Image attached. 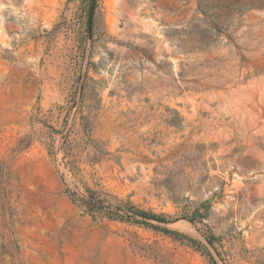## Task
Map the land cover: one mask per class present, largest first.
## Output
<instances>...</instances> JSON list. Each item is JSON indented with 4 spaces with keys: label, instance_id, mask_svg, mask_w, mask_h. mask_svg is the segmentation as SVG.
<instances>
[{
    "label": "rangeland",
    "instance_id": "obj_1",
    "mask_svg": "<svg viewBox=\"0 0 264 264\" xmlns=\"http://www.w3.org/2000/svg\"><path fill=\"white\" fill-rule=\"evenodd\" d=\"M0 264H264V0H0Z\"/></svg>",
    "mask_w": 264,
    "mask_h": 264
},
{
    "label": "trees",
    "instance_id": "obj_2",
    "mask_svg": "<svg viewBox=\"0 0 264 264\" xmlns=\"http://www.w3.org/2000/svg\"><path fill=\"white\" fill-rule=\"evenodd\" d=\"M136 215H139V216H143V217H146V218H151V219H156V220H159V221H165L164 220V218H159V217H157V216H153V215H148V214H146V213H144V212H136ZM190 221H192L193 222V220L191 219ZM167 231H169V230H167ZM168 233H171V234H174V235H178V236H182V237H186V236H184V235H182V234H179L178 232H168ZM191 242H194V240H191L190 238H188ZM210 242H211V240H209Z\"/></svg>",
    "mask_w": 264,
    "mask_h": 264
},
{
    "label": "water",
    "instance_id": "obj_3",
    "mask_svg": "<svg viewBox=\"0 0 264 264\" xmlns=\"http://www.w3.org/2000/svg\"><path fill=\"white\" fill-rule=\"evenodd\" d=\"M93 10H94V2H93V4H92V6H91V10H90V14H89V16H90V24H91V22H92V15H93Z\"/></svg>",
    "mask_w": 264,
    "mask_h": 264
}]
</instances>
